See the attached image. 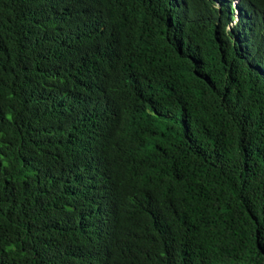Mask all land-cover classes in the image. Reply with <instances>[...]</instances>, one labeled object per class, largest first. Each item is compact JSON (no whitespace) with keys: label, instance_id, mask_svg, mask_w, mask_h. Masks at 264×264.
I'll use <instances>...</instances> for the list:
<instances>
[{"label":"trees","instance_id":"trees-1","mask_svg":"<svg viewBox=\"0 0 264 264\" xmlns=\"http://www.w3.org/2000/svg\"><path fill=\"white\" fill-rule=\"evenodd\" d=\"M0 264H264V0H0Z\"/></svg>","mask_w":264,"mask_h":264},{"label":"clouds","instance_id":"clouds-1","mask_svg":"<svg viewBox=\"0 0 264 264\" xmlns=\"http://www.w3.org/2000/svg\"><path fill=\"white\" fill-rule=\"evenodd\" d=\"M237 4H238V3H237ZM237 4L235 5L236 14H237V15H240V14H239V10L237 9Z\"/></svg>","mask_w":264,"mask_h":264}]
</instances>
